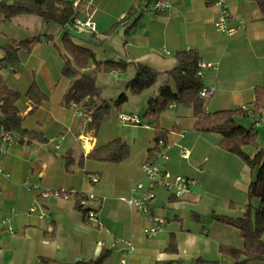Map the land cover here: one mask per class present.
<instances>
[{
  "label": "crops",
  "instance_id": "obj_1",
  "mask_svg": "<svg viewBox=\"0 0 264 264\" xmlns=\"http://www.w3.org/2000/svg\"><path fill=\"white\" fill-rule=\"evenodd\" d=\"M63 1L79 5V17L90 15L95 23V33L84 35H94L96 44L71 37L73 44L94 53L95 61L81 73L93 74L99 88L97 95L79 100L73 88L75 78L61 73L65 59L61 39L66 28L33 14L5 18L0 12V60L6 45L40 39L31 50L20 49L18 62L1 75L8 87L20 94L17 106L22 127L45 138L44 143L30 145L18 142L16 135L11 145L0 141V148H5L0 163L7 173V177L0 176V264H76L100 256L105 257L103 264H119L122 255L116 250L117 239L134 245L129 264H234L231 257L219 252V246L241 248L243 239L235 227L218 217L233 219L243 214L254 171L220 147V135L195 130L192 108L168 107L159 120L168 159L158 163L171 175L193 178L196 184L181 200L156 190L149 213L142 214L130 210L120 198L131 196L136 183L146 184L140 167L152 154L153 126L137 114L110 109L95 129L91 121L77 117L70 105L75 103L91 115L107 99L115 100L103 96L108 84L118 92L125 91L136 65L164 73L176 66L177 52L191 49L200 62L217 65L216 70H205L199 78L203 86L215 88L214 94L204 99L205 111L249 108L255 88L264 87V15L257 0H226L232 17L228 27L236 30L231 37L215 28L218 8L204 0H170L165 12L151 11L147 0ZM112 26L114 30L106 34ZM107 61L120 62L123 67L109 68ZM108 77L113 83L107 82ZM34 83L46 97L39 106L25 96ZM167 83H171L169 78L162 74L152 88L128 94L127 102L130 97L137 98L146 109L148 99ZM119 113L135 115L140 123L123 124ZM254 122L251 117L242 120L246 127ZM254 128L264 131V124ZM62 133L65 139L55 150L51 139ZM116 138L129 147L124 161L105 163L86 158ZM181 147L189 151L188 158L181 157ZM246 152L255 154L251 147ZM66 157L72 161L71 171L66 170ZM93 175L98 176L97 182L91 181ZM25 182L39 187L26 189ZM45 189L94 195L89 206L98 213V224L86 222L77 199H41L39 194ZM34 200H38V209L29 213ZM152 217L162 218L163 228L147 238L143 229ZM3 218L10 220L12 233L2 226Z\"/></svg>",
  "mask_w": 264,
  "mask_h": 264
},
{
  "label": "trees",
  "instance_id": "obj_2",
  "mask_svg": "<svg viewBox=\"0 0 264 264\" xmlns=\"http://www.w3.org/2000/svg\"><path fill=\"white\" fill-rule=\"evenodd\" d=\"M257 5L264 15V0H257ZM0 12L5 18L21 14H33L43 18L47 22H55L66 28L61 42L64 50V65L61 73L65 77L75 78L73 88L76 98L82 99L85 95H97L99 88L96 87L93 74L81 73L88 67V63L95 61L94 53L90 49L79 47L71 42L69 30H73L72 20L80 16L79 5L63 0H0ZM112 26L106 34L111 33ZM93 40L97 39L91 35ZM40 39H30L14 42L3 47L4 57L0 60V125L9 130L12 135L18 137V142L30 145L34 142L44 143L45 138L41 133L30 131L22 127V115L17 106L20 94L8 87L1 72L10 65L18 62L20 49L31 50ZM176 66L164 73L158 72L147 65H136L134 76L125 85L126 93H121L114 101H104L91 113V125L97 128L108 116L111 106L118 108L127 101L129 95H138L146 89L152 88L160 75L165 74L170 84L162 85L157 94L150 97L146 109L142 115L155 131V141L163 140L164 133L159 129L160 116L169 106H184L192 108L195 117L194 129L204 133L220 135V147L238 156L243 163L252 171L254 177L246 191L247 202L243 214L236 218L218 217L224 223L235 227L243 239L241 248L231 246H219V252L231 257L234 264H249L255 261H264V151L258 143V132L254 124L250 127L243 125L246 118L256 119L257 115L264 110V87H256L254 101L249 108H235L206 112L204 99L199 96L203 86L199 77L196 76L198 54L195 50L179 51L175 54ZM109 68H122L120 62H105ZM99 66V64H96ZM25 96L39 106L45 99L39 87L34 83L27 90ZM165 142V141H164ZM251 147L255 154L250 156L246 148ZM154 150L153 148L151 149ZM129 155L128 145L121 139L116 138L107 144L91 151L86 158L98 162L120 163ZM79 159L78 166H81ZM72 161L66 157V170H70ZM85 194L76 193L70 198L78 201ZM257 201V204L254 202ZM51 238V237H50ZM104 256L95 261L79 262L76 264H103Z\"/></svg>",
  "mask_w": 264,
  "mask_h": 264
},
{
  "label": "built area",
  "instance_id": "obj_3",
  "mask_svg": "<svg viewBox=\"0 0 264 264\" xmlns=\"http://www.w3.org/2000/svg\"><path fill=\"white\" fill-rule=\"evenodd\" d=\"M3 1V0H1ZM148 6L153 12H165L170 8V0H147ZM206 4L212 5L218 8L219 15L214 26L217 30L224 33L226 36L231 37L235 34L236 30L234 28L228 27V22L231 20V14L226 6V0H204ZM73 30L81 34H94L95 33V23L90 15L86 18H80L76 16L72 20ZM216 70L217 65L208 62H198L196 76L200 79L204 75L205 70ZM215 88L210 86H202L199 91V96L203 99L209 98L214 94ZM76 106L77 104H73ZM77 107V106H76ZM246 109V108H243ZM119 120L123 124H139L140 121L135 115H126L119 113ZM88 121H91V117L88 115ZM264 124V112H260L254 122L255 126H260ZM182 135V133H180ZM59 140V138H58ZM0 141L5 145H11L14 143V137L12 133L7 130L3 125H0ZM163 147H165V142L163 140L155 141L153 140V151L150 156L142 163L140 170L146 180L144 183H136L131 188V196L121 197L120 200L126 204L130 210L137 211L142 214H148L151 206V202L155 198V191L162 189L167 193L171 194L178 200L186 197L190 192L192 186L196 184V180L193 178L171 175L162 166L159 165V160L166 161L168 156L166 155ZM5 153V148H0V156ZM181 157L186 159L189 156V151L185 148H180ZM0 176L7 177V173L4 171L3 166L0 163ZM99 180L98 176L94 175L91 177L92 182H97ZM26 189L38 188V184L24 183ZM77 192L75 190L57 189V190H42L39 194L41 199H47L49 197L62 198L65 200L71 199L70 197ZM95 199L92 194L85 195L84 198L78 201V206L80 209H84L85 220L88 224L94 225L98 224V213L96 210L89 206V201ZM38 209V200H34L33 204L30 206L28 212L35 213ZM41 217V216H39ZM163 219L160 217H152L151 224L143 229V235L147 238L155 237L163 228ZM1 224L4 229L12 233L13 229L10 225V220L8 218H3ZM118 244L116 250L121 252V258L119 264H129L128 257L134 251V245L130 240H119L115 241Z\"/></svg>",
  "mask_w": 264,
  "mask_h": 264
},
{
  "label": "rangeland",
  "instance_id": "obj_4",
  "mask_svg": "<svg viewBox=\"0 0 264 264\" xmlns=\"http://www.w3.org/2000/svg\"><path fill=\"white\" fill-rule=\"evenodd\" d=\"M107 82L108 83H113V82H111V80H110V77H108V79H107ZM146 90H148V89H146ZM145 90V91H146ZM118 91H116L115 89H113V87H111L109 84H108V86H107V88H106V90H105V92H104V95L103 96H105V98L107 99V98H117L120 94H121V92H125L124 90L123 91H119L118 93H117ZM107 101H110L109 99H107ZM73 104H75V103H73ZM77 106V107H76ZM76 106H73L72 104L70 105V107H71V109H73L74 110V112H75V115L77 116V117H79V118H81V119H83V120H85V121H88L87 119H88V113H86V112H84V111H82L80 108H79V106L78 105H76ZM143 106L144 105H142L141 103H140V101L139 100H137V98H133V97H130V99H129V101L127 102H124L123 104H122V108H121V110L119 109H117V108H115L114 106H111L110 108H111V110L112 109H115V112H119V111H121L122 113L124 112V113H126V114H128V113H133V114H137V116L138 117H140V118H142V115H143V113H144V108H143ZM118 115V114H117ZM90 117H91V115H89ZM257 130H259V135H260V148L262 149L263 148V150H264V131L262 130V129H257ZM58 138H59V140H58ZM64 139H65V135H64V133H62V134H60V135H58V136H56V137H54V138H52L51 139V143L53 144V147H54V149L55 150H59L60 149V146H61V143L64 141ZM248 151V150H247ZM94 176V175H93ZM92 177V176H91ZM57 190V189H56Z\"/></svg>",
  "mask_w": 264,
  "mask_h": 264
},
{
  "label": "water",
  "instance_id": "obj_5",
  "mask_svg": "<svg viewBox=\"0 0 264 264\" xmlns=\"http://www.w3.org/2000/svg\"><path fill=\"white\" fill-rule=\"evenodd\" d=\"M68 35L71 36L73 39L79 40V41L84 42L86 44H91V45L96 44V41L93 40L92 37L78 33L74 30H69Z\"/></svg>",
  "mask_w": 264,
  "mask_h": 264
}]
</instances>
